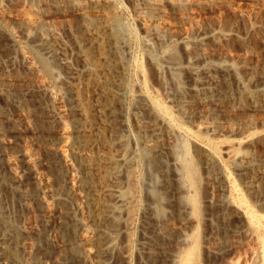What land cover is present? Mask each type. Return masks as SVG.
Segmentation results:
<instances>
[{"label": "rangeland", "instance_id": "1", "mask_svg": "<svg viewBox=\"0 0 264 264\" xmlns=\"http://www.w3.org/2000/svg\"><path fill=\"white\" fill-rule=\"evenodd\" d=\"M112 16L120 25L125 66L118 72L122 87L111 88L116 120L106 124L95 90L101 71L96 57L80 44V28L88 19L103 33ZM40 42L54 51L41 49ZM165 55L175 58L167 60ZM134 93L165 107L175 122V135L172 130L170 137L160 135L158 142L148 135L145 113ZM198 99L202 102L194 116L199 118H186L189 113L180 107L194 106ZM0 112V184L5 187L0 192V215L10 218L20 234L12 237L19 250L15 257L2 258L9 242L0 233V264H65L71 261L69 256L77 264H179L192 244L199 249L194 264L263 263L244 213L225 214L230 212L228 203L236 199V206L264 216V0H0ZM86 115L92 123H86L82 134L99 138L104 151L90 156L96 166L91 181L95 203L100 212L106 208L102 213L89 205L83 189L87 171L76 159L75 125L85 123ZM194 140L220 153L239 141L245 161L225 163L221 153L222 168L213 170L198 158L191 167L196 180L190 186L180 167L188 160L181 145ZM103 143L112 148L105 152ZM144 143L159 144V149L180 147L172 156L160 155L156 167L153 156L142 160ZM178 169L183 178L179 188L174 181ZM222 171L230 177L232 194L220 184ZM114 190L124 199L132 197L128 209L111 203ZM190 197L193 204L187 203Z\"/></svg>", "mask_w": 264, "mask_h": 264}, {"label": "bare ground", "instance_id": "2", "mask_svg": "<svg viewBox=\"0 0 264 264\" xmlns=\"http://www.w3.org/2000/svg\"><path fill=\"white\" fill-rule=\"evenodd\" d=\"M77 2V1H76ZM136 7V6H135ZM139 11V10H138ZM86 19V18H85ZM109 21H108V23H105V24H107V28H106V31H104V32H106L107 33V35H106V38H104L105 37V33L103 34V33H101V29H100V26L97 24V22L95 23L94 21L92 22L91 20L89 21L88 19L87 20H84L83 22H82V28H80L82 31H81V35H80V44H81V46L82 47H84V48H86V50L88 51V54L90 55V56H93V57H96V59H97V61H98V65H99V70L101 71V75H102V78L100 79V81L98 82V83H96L95 85H96V91H97V93H99V98L98 97H96V98H98V100H99V107L101 108V112L102 113H104L103 115H104V118H105V116H106V120H107V123L106 124H108V123H110V124H112V123H114L115 122V120H116V112L114 113L113 111H111L112 110V108L114 107L113 106V103H115L114 101L116 100V98H114L113 97V99H112V95H111V93H112V91H111V88L113 87V86H117V87H122V84H121V77H119V75L121 74H119L118 75V72L120 71V70H122L123 69V66H125L124 65V63H123V61H124V58H123V55H122V53H121V50H120V47H119V34H118V32H119V27H120V25H119V23H118V20H117V18L115 17V16H112L110 19H108ZM33 22V21H32ZM23 23H26V22H23ZM31 23V22H30ZM81 23V22H80ZM27 24H29V23H27ZM81 25V24H80ZM37 26V25H36ZM104 26V25H103ZM106 26V25H105ZM81 27V26H80ZM35 29H37V28H35ZM41 29V28H40ZM103 30V29H102ZM78 31H80V30H78ZM132 31V30H131ZM130 31V32H131ZM133 32V31H132ZM25 33H26V31H25ZM78 33H80V32H78ZM31 34V33H30ZM132 35H134V33L132 34ZM131 35V36H132ZM32 37V36H31ZM130 37V36H129ZM101 38V40H99ZM120 38H121V36H120ZM76 39V38H75ZM77 39H78V37H77ZM76 39V40H77ZM122 39V38H121ZM46 40V39H45ZM76 43V42H75ZM79 43V42H78ZM98 43H102V44H105V46H103V47H97V44ZM100 44H98V46L100 45ZM122 44V43H121ZM120 44V45H121ZM122 46H123V44H122ZM39 47L42 49V48H44L46 51L48 50L49 52L50 51H54V48H53V46H50V44H48V43H45V42H40V44H39ZM80 47V46H79ZM78 47V48H79ZM97 49H98V51H97ZM174 49L175 48H173V49H171L172 50V52H174ZM82 50H83V48H82ZM169 50V49H168ZM88 54H86V55H88ZM169 54V53H168ZM172 54V53H171ZM174 56V55H173ZM173 56L172 57H170V58H173ZM165 57H166V55H165ZM169 57V56H168ZM92 58V57H91ZM167 58V57H166ZM169 58V59H170ZM175 58V57H174ZM173 58V59H174ZM90 59V58H89ZM95 59V58H94ZM168 58H167V60H169ZM172 59V60H173ZM153 60V59H152ZM157 60V59H156ZM180 60V59H179ZM45 62V61H44ZM87 62H90V61H87ZM157 62V61H156ZM91 63V62H90ZM94 63H96L95 61H94ZM155 64V63H154ZM46 65V64H45ZM189 65H190V63H189ZM191 65H192V63H191ZM136 66V65H135ZM140 67H141V65H139ZM155 66V65H154ZM153 66V67H154ZM124 68H126V67H124ZM142 68V67H141ZM215 68V67H214ZM140 69V68H139ZM138 69V70H139ZM153 69V68H152ZM191 69V68H190ZM94 70V69H93ZM124 70V69H123ZM126 70V69H125ZM156 70V69H155ZM190 71V70H189ZM138 72V71H137ZM141 72H143V71H141ZM122 73H123V71H122ZM95 74V73H94ZM97 74V73H96ZM90 75V74H89ZM99 75V74H98ZM142 75V74H141ZM143 75H145V74H143ZM96 76V75H95ZM137 76V75H136ZM176 76H177V74H176ZM93 77V76H92ZM100 77V76H99ZM140 78V77H139ZM138 78V79H139ZM175 78H178V77H175ZM94 80V79H93ZM143 80H145L144 78H143ZM176 80V79H175ZM178 80V79H177ZM191 80V79H190ZM90 81H91V79H90ZM179 81V80H178ZM193 81V80H192ZM195 81V80H194ZM94 82V81H93ZM182 82V81H181ZM86 83V82H85ZM84 83V84H85ZM92 83V82H91ZM91 83H88V85L89 84H91ZM180 83V82H179ZM87 84V83H86ZM93 84V83H92ZM128 85V84H127ZM131 85H132V83H131ZM137 86V85H136ZM135 86V87H136ZM220 86H222V85H219V87ZM225 86V85H224ZM228 86V85H227ZM226 86V87H227ZM223 87V86H222ZM222 87L220 88V89H222ZM194 88V87H193ZM228 88V87H227ZM126 89V88H125ZM132 89H133V86H132ZM140 89V88H139ZM224 89V88H223ZM129 90V89H128ZM196 91V90H195ZM194 91V92H195ZM121 92V91H120ZM134 92V91H133ZM132 90H131V96H132ZM139 92V91H138ZM246 92V91H245ZM130 93V92H129ZM142 93V92H141ZM145 93V92H144ZM188 93V92H187ZM190 93H191V91H190ZM189 93V94H190ZM197 93V92H196ZM216 93V92H215ZM214 93V96L216 95ZM229 93V92H228ZM112 94H114L115 95V92L114 93H112ZM135 94V93H134ZM222 94H224V93H222ZM245 94V93H244ZM135 95H137V97H135V102H137L138 103V105L141 107V109L140 110H142L144 113H145V119H146V124L148 125V127H147V131H148V135L150 136V137H154V140H156L157 138H159V136L161 135L162 137H165V138H168V137H170V132L172 133V130H174V135H175V133L177 132L175 129H174V123H173V117H169V115L170 114H167L166 112L167 111H165L162 107H164V106H160L159 105V103H157L156 101H154V99H152V98H149V97H147V96H145V95H139V94H135ZM139 95V96H138ZM147 95V94H146ZM184 94H182V96H183ZM192 95V94H191ZM225 95V94H224ZM227 95V94H226ZM134 96V95H133ZM179 96V95H178ZM186 96V95H185ZM189 96V95H188ZM196 96V95H195ZM199 96V95H198ZM249 96H250V92H249ZM252 96V95H251ZM130 97V96H129ZM177 97V96H176ZM189 97H191V96H189ZM212 97V96H211ZM221 97V96H220ZM224 97V96H223ZM132 97H130V99H131ZM134 98V97H133ZM186 98V97H185ZM196 98V97H195ZM213 98H216V97H213ZM233 98V97H232ZM245 98V97H244ZM254 98H256V96L254 95ZM112 99V100H111ZM178 99V98H177ZM248 99V98H247ZM250 99H252V100H250L253 104H254V102H255V100H253V97H251ZM186 100V99H185ZM203 100V99H202ZM226 100H227V98H226ZM245 100V99H244ZM134 101V100H133ZM188 101V100H187ZM215 101V100H214ZM247 101V100H246ZM245 101V102H246ZM118 102V101H117ZM184 102V99H183V97H181L180 99H179V103H183ZM194 102V101H193ZM196 102H198V103H196V105H194V106H191V107H185L184 105L182 106V107H180L181 108V110L179 109V111H181V112H185V111H187V112H185V113H189V115L187 116L186 114H183L182 113V116L183 115H186L187 117L186 118H188V119H190L191 117H194V119L197 117V118H199L198 116H194L195 114H196V112H195V110L198 108V106H199V104H201V100L200 99H198ZM204 102H206V101H204ZM237 102H238V100H237ZM189 103H191V102H189ZM207 103V102H206ZM231 103V102H230ZM241 103H242V101H241ZM92 104V103H91ZM184 104H186V103H184ZM193 104H195V103H193ZM228 104V103H227ZM234 104V103H233ZM131 105V104H130ZM191 105V104H190ZM204 105V104H203ZM251 105V104H250ZM257 105V104H256ZM86 106V105H85ZM113 106V107H112ZM202 106V105H201ZM207 106H208V104H207ZM218 106V105H217ZM216 106V107H217ZM226 105H224V107H225ZM239 106H241V104L239 105ZM255 106V105H254ZM78 107V106H77ZM136 107H138V106H136ZM221 107V106H220ZM99 108V109H100ZM165 108V107H164ZM179 108V107H178ZM233 108V107H232ZM256 108V107H255ZM43 109V108H42ZM87 109V108H86ZM114 109V108H113ZM192 109H194V111H190V110H192ZM220 109V108H219ZM238 109V108H237ZM241 109V108H240ZM78 110H79V108H78ZM115 110V109H114ZM204 110V109H203ZM225 110V109H224ZM223 110V111H224ZM230 110V109H229ZM81 111V110H80ZM202 111V110H201ZM206 111H209V109L208 110H206ZM218 111V110H217ZM247 111V110H246ZM83 112V111H82ZM219 112H220V110H219ZM225 112V111H224ZM1 113V112H0ZM41 113V112H40ZM220 113H223V112H220ZM227 113V112H226ZM225 113V114H226ZM2 114V113H1ZM214 114H216V113H214ZM224 114V115H225ZM228 114V113H227ZM226 114V115H227ZM92 115V114H91ZM100 115H102L101 113H100ZM221 115V114H220ZM230 115V114H229ZM84 116V115H83ZM118 116V115H117ZM144 116V115H143ZM215 116V115H214ZM233 116V115H232ZM237 116V115H236ZM210 117H211V115H210ZM225 117V116H224ZM136 118V117H135ZM214 118V117H213ZM92 119V118H91ZM102 119V118H101ZM138 119V118H137ZM228 119V118H227ZM88 119H87V115H86V120H85V123H77L76 125H75V130H76V133H77V136H76V140H75V145H76V150H77V163H78V167H80L81 169H83V171H87V173H86V177H85V179H84V181H83V189L87 192V197L86 198H88V201H89V205H90V207L94 210V212H96L97 213V211H98V209H99V206L100 205H97L96 203H95V200H96V198H95V190H94V188H93V185L91 184L92 182V179H93V177H95V176H93L92 175V173H93V170H95V163H94V161L93 160H91V158H90V156H93V155H91V154H94L95 155V153H101V155H102V153L104 152H101V148H100V144H99V141H97L98 139H97V137H96V139L97 140H91L89 137H87L85 134H82V129L86 126V123L88 124V123H92V122H89V121H87ZM105 120V121H106ZM143 120H144V118H143ZM213 120V119H212ZM216 120V119H215ZM215 120H213V121H215ZM229 120V119H228ZM243 120V119H242ZM136 122H137V120H136ZM145 123V122H144ZM249 124V123H248ZM117 125V123L115 124V126ZM140 125V124H139ZM141 126V125H140ZM108 127V126H107ZM176 127H177V125H176ZM180 127V126H179ZM43 128V127H42ZM115 128V127H114ZM182 128V127H181ZM180 128V129H181ZM74 129V128H73ZM94 128H92L91 130H93ZM144 129V128H143ZM179 129V128H178ZM179 129V130H180ZM185 129V128H184ZM184 129H182V130H184ZM40 130V129H39ZM178 130V131H179ZM201 130V129H200ZM206 130V129H205ZM87 131V130H86ZM95 131V130H94ZM93 131V132H94ZM107 131H109V130H107ZM142 131V130H141ZM176 131V132H175ZM40 132V131H39ZM81 132V133H80ZM98 132V131H97ZM113 132H116V131H113ZM106 133V132H105ZM110 133V132H109ZM119 133V132H118ZM189 133V132H188ZM47 134V133H46ZM93 133H91V135H92ZM116 134V133H115ZM181 134V133H180ZM185 134V133H184ZM191 135H192V133H190ZM189 134V135H190ZM88 135V134H87ZM90 135V134H89ZM105 135V134H104ZM109 135V134H108ZM116 135H118V134H116ZM147 135V136H148ZM96 136V135H95ZM115 136V135H114ZM161 136H160V139H161ZM186 136V135H185ZM193 136V135H192ZM45 137V136H44ZM99 137V136H98ZM102 137V136H101ZM110 137V136H109ZM113 137V136H112ZM194 137V139L196 138L195 137V135L193 136ZM93 138H94V136H93ZM140 138V137H139ZM192 138V137H191ZM47 139V138H46ZM105 139V138H104ZM107 139V138H106ZM160 139H158V140H160ZM186 139V138H185ZM197 139V138H196ZM198 139H201V138H198ZM250 139V138H249ZM42 139H40V141H41ZM43 140H44V138H43ZM50 140V139H49ZM52 140V139H51ZM50 140V141H51ZM108 140V139H107ZM109 140H110V138H109ZM119 140V139H118ZM142 140V139H141ZM140 140V141H141ZM106 141V140H105ZM115 141V140H114ZM120 142H121V140H119ZM139 141V142H140ZM157 141V140H156ZM197 141V140H196ZM45 142V141H44ZM73 142V141H72ZM151 142V141H150ZM153 142V141H152ZM158 142V141H157ZM156 142V143H157ZM187 142V141H186ZM201 142L202 141H200V144H201ZM209 142V141H208ZM73 143V144H74ZM116 143H117V141H116ZM153 143H155V142H153ZM223 143V142H222ZM245 143V142H244ZM104 144V143H103ZM174 144H176V143H174ZM200 144L199 143H197V142H195V140L194 141H190V142H187V143H182V145H181V147L184 149V153L187 155V157H188V160H186V159H184V157H185V154H184V157H183V159H184V161L182 162V165L180 166V167H182V170H183V172H184V176H185V179H186V182H188V184L191 186L193 183H194V180H196L195 178H196V174H195V172H194V170H192V168L191 167H193L192 165L194 164V161L196 162V161H198V158H200L201 160H203V162L206 164V166H208V167H210V168H214V167H216V166H218V167H221L222 168V163H221V153L219 152V150L217 149V148H207V147H202V146H200ZM224 144H225V142H224ZM116 145V144H115ZM144 146H143V161H145L144 160V158L145 157H150V156H153L154 157V162H153V165L154 166H158V161L160 160L159 159V157H160V155H163V154H170L171 156L172 155H174V153H175V149L177 148V147H180V144H179V146L177 145V147L175 148V147H167V148H163L162 147V149H159V144H158V146H154V145H152V146H149L150 145V143H148V145L146 144L145 145V143L143 144ZM169 145H171V144H169ZM246 145V144H245ZM117 146V145H116ZM167 146V145H166ZM212 146V145H211ZM220 146V145H219ZM221 147V146H220ZM75 148V147H74ZM103 148H104V150H105V152L107 151V150H110L111 148H112V145L111 144H109V143H106V144H104V146H103ZM181 148V149H182ZM223 148V147H222ZM243 148V145H242V143H240L239 141L237 142L236 141V143H234L233 145H228L227 147H224L223 149H224V152L222 153V156H224L226 159V162L225 163H231V164H239V163H242V162H244L245 161V158H243V156L241 155V149ZM114 149V148H113ZM113 152H115L114 150H112ZM47 152H49V151H47ZM75 152V151H74ZM177 152H178V150H177ZM180 152V151H179ZM141 153V152H140ZM50 154V153H49ZM73 154V153H72ZM53 155V154H52ZM106 154H104V156H105ZM142 155V154H141ZM47 156H48V154H47ZM74 156V155H73ZM138 156V155H137ZM136 156V157H137ZM49 157H50V155H49ZM101 157V156H100ZM170 157V156H169ZM182 157H181V159H182ZM95 158V157H94ZM119 158H120V156H119ZM160 158H163L162 156L160 157ZM98 159V158H97ZM101 159V158H100ZM108 159H110L109 157H108ZM140 158H138V160H139ZM224 159V158H223ZM114 160V162H115V158L113 159ZM125 160V159H124ZM162 160V159H161ZM172 160V159H171ZM50 161V160H49ZM107 162V161H106ZM113 162V161H112ZM113 162V163H114ZM119 162V161H118ZM162 162V161H161ZM76 163V164H77ZM100 163H102V161L100 162ZM105 163V162H104ZM116 163V162H115ZM145 163V162H144ZM176 163V162H175ZM178 163V162H177ZM203 163V164H204ZM224 163V162H223ZM246 163V162H245ZM103 164V163H102ZM101 164V165H102ZM108 164V163H107ZM117 164V163H116ZM123 164V163H122ZM121 164V165H122ZM49 165V164H48ZM53 165V164H52ZM120 165V164H119ZM151 165V164H150ZM198 165V164H197ZM228 165V164H227ZM241 165V164H240ZM248 165V164H247ZM251 165V164H250ZM115 167L117 166V165H114ZM172 166H174L173 164H172ZM178 166V165H177ZM176 166V167H177ZM229 166V165H228ZM243 165H241V167H242ZM252 166V165H251ZM254 166V165H253ZM55 167V166H54ZM175 167V168H176ZM179 167V166H178ZM245 167V166H244ZM247 167V166H246ZM1 168V167H0ZM99 168V167H98ZM118 168V167H117ZM173 168V167H172ZM227 168V167H226ZM226 168H223V170L224 169H226ZM243 168V167H242ZM102 169V168H101ZM156 169V168H155ZM158 169H160V167L159 168H157V171H158ZM174 169V168H173ZM194 169V168H193ZM197 169H198V166H197ZM209 169V168H208ZM211 169V170H212ZM220 169V168H219ZM254 170H255V168H253ZM49 170H50V167H49ZM103 170V169H102ZM162 170H163V168H161V170L159 171V172H162ZM213 170H215V169H213ZM216 170H217V168H216ZM220 170H222V169H220ZM227 170V169H226ZM52 171V170H51ZM99 171H101V170H99ZM98 171V172H99ZM198 171V170H197ZM209 171V170H208ZM218 171V170H217ZM225 171V170H224ZM224 171H222V174L220 175L221 177L219 178V181H220V184H222V185H224V187L228 190L227 192H229L228 194H232V192H234L235 191V189H233V185H231V183H230V180H229V178H228V176L226 175L227 173H225ZM247 171H248V168H247ZM57 172V171H56ZM178 172H180L179 171V169H178V171L176 172L175 171V173L176 174H179V175H176L175 176V173H174V181H175V178H176V184H177V186H178V188H179V185L181 184V180H183V178L180 180V173H178ZM239 172V171H238ZM61 173V172H60ZM84 174H85V172H83ZM100 173V172H99ZM52 174V173H51ZM58 174V173H57ZM56 174V175H57ZM134 174V173H133ZM35 175V174H34ZM94 175H95V172H94ZM97 175V174H96ZM183 175V174H182ZM83 176H85V175H83ZM99 176V175H98ZM198 176V175H197ZM59 177V176H58ZM105 177V176H104ZM173 177V176H172ZM63 178V177H62ZM99 178H101V177H99ZM247 178V177H246ZM57 179V178H56ZM56 179H54V181L56 180ZM103 179V178H102ZM24 180V179H23ZM53 181V182H54ZM95 181V180H94ZM104 181V180H103ZM1 182H2V180H1ZM58 182V181H57ZM55 183V182H54ZM61 183H62V181H61ZM61 183H59V184H61ZM197 183V182H196ZM195 183V184H196ZM81 184V183H80ZM186 184V183H185ZM184 184V185H185ZM199 184V183H198ZM14 185V184H13ZM53 186H54V184H52ZM197 185V184H196ZM196 185H195V187H196ZM15 186V185H14ZM60 186V185H59ZM118 186V185H117ZM186 186H188V185H186ZM185 186V187H186ZM235 186V185H234ZM16 187V186H15ZM56 187V186H55ZM114 187V186H113ZM182 187H184V186H182ZM198 187H199V185H198ZM197 187V188H198ZM2 188H5L4 187V184L3 183H1L0 184V192L3 190ZM106 188V187H105ZM108 188V187H107ZM131 188V187H130ZM169 188V187H168ZM181 188V187H180ZM16 189V188H15ZM63 189V188H62ZM113 189V188H112ZM10 190V189H9ZM99 189H97V191H98ZM133 190V189H132ZM174 190V189H173ZM178 190V189H177ZM237 190V189H236ZM18 191V190H17ZM16 191V192H17ZM96 191V192H97ZM134 191V190H133ZM181 191V190H180ZM3 192V191H2ZM10 192V191H9ZM14 192V191H13ZM99 192V191H98ZM97 192V193H98ZM129 192H130V190H129ZM174 192V191H173ZM184 192V191H183ZM186 192V191H185ZM12 193V192H11ZM11 193H9V195L11 194ZM23 193H25V192H23ZM103 193V192H102ZM112 195L114 196V198L112 197V199H111V201L112 200H114V204L116 205V207L118 206L119 208H121V209H128L127 207H128V205H129V200L132 198L130 195H132V194H130L129 196L131 197V198H129V197H127V198H122V197H120V195H119V191H117V190H114V191H112ZM13 194V193H12ZM121 194V193H120ZM123 194V193H122ZM187 194V193H186ZM236 194V193H235ZM264 194V193H263ZM7 193H6V195L5 196H9ZM99 195V194H98ZM104 195V194H103ZM107 195V194H106ZM134 195V194H133ZM176 195V194H175ZM194 194H192V196H193ZM196 195H198V194H196ZM100 196V195H99ZM98 196V198H100ZM173 196H174V194H173ZM187 196H188V194H187ZM191 196V197H192ZM240 196V195H239ZM105 197V196H104ZM188 198L187 199V203L188 204H193L194 202H195V200L193 199V198ZM110 198V197H109ZM172 198V197H171ZM183 198H185L184 196H183ZM183 198H179V199H183ZM234 198V197H233ZM236 198H238V197H236ZM101 199V198H100ZM99 199V200H100ZM105 199V198H104ZM134 199V198H133ZM239 199H240V197H239ZM242 199V198H241ZM240 199V200H241ZM184 200H186V198L184 199ZM184 200H182V201H184ZM231 200H232V198H231ZM234 200L236 201V199H233V202H234ZM133 201V200H132ZM229 201V200H228ZM243 201V200H242ZM41 202V201H40ZM97 202V201H96ZM103 202V201H102ZM109 202V201H108ZM181 202V201H180ZM233 202H229L228 203V210L230 211V212H227L228 214H225V217H231L232 215L234 216V215H236L237 213H239V212H242V213H244V220H246V224L248 225V234H249V237H250V239H253L256 243H257V246H259L260 247V256H261V258H262V261H261V263L262 264H264V216H261V217H259V216H257V215H259V214H254V213H252V212H250L248 209H246V208H244V205L243 206H236L235 205V203H233ZM112 204H113V201L111 202ZM131 203V202H130ZM182 203V202H181ZM198 203V202H197ZM239 203H240V201H239ZM56 204V203H55ZM99 204V203H98ZM59 205V204H58ZM104 205V204H103ZM197 205V204H196ZM196 205L195 206H193L194 208H196ZM47 206V205H46ZM102 206V205H101ZM106 206H107V202H106ZM109 206V205H108ZM131 206V205H130ZM115 207V206H114ZM187 207V206H186ZM191 207V206H190ZM245 207H246V205H245ZM101 208H104V212H105V207H101ZM193 208V209H194ZM2 209V208H1ZM0 209V210H1ZM113 208H111V210H112ZM120 209V210H121ZM184 209H185V207H184ZM187 209V208H186ZM92 210V211H93ZM108 210V209H107ZM177 210V209H176ZM196 210V209H195ZM199 210V209H198ZM102 211V212H103ZM122 211V210H121ZM127 211V210H126ZM132 211V210H131ZM190 211H191V209H190ZM194 211V210H193ZM192 211V212H193ZM251 211H252V209H251ZM63 212V211H62ZM90 212V211H89ZM102 212H100V211H98V213H102ZM108 211H106V213H107ZM110 212V211H109ZM130 212V211H129ZM189 212V211H188ZM196 212V211H195ZM199 212V211H198ZM91 213V212H90ZM118 213V212H117ZM116 213V214H117ZM123 213H125V216H126V213L127 212H123ZM122 213V215H124ZM131 213V212H130ZM95 214V213H94ZM108 214H110V213H108ZM107 214V215H108ZM116 214H114V215H116ZM188 214V213H187ZM195 214V213H194ZM197 214V213H196ZM240 214V213H239ZM1 215H3V213L1 214ZM0 215V216H1ZM63 215V214H62ZM90 215V214H89ZM100 214H98V216H99ZM113 215V216H114ZM128 215V214H127ZM191 215V214H190ZM7 216V215H6ZM91 216V215H90ZM104 216V215H103ZM117 216V215H116ZM161 215H159L158 217H160ZM243 216V215H242ZM101 217H102V215H101ZM127 217V216H126ZM163 216H161V218H162ZM188 217V216H187ZM191 217H192V215H191ZM193 217H195V216H193ZM192 217V218H193ZM199 216H197V218H198ZM64 218V217H63ZM106 218V217H105ZM113 218H115V216L113 217ZM118 218V217H117ZM197 218H194V219H196V221H197ZM70 219V218H69ZM94 219V218H93ZM92 219V220H93ZM96 219V218H95ZM116 219V218H115ZM160 219V218H159ZM68 220V219H67ZM71 220V219H70ZM114 220V219H113ZM162 220H163V218H162ZM166 220V219H165ZM164 220V221H165ZM232 220V219H231ZM230 220V221H231ZM74 221V220H73ZM103 221V220H102ZM227 221V220H226ZM69 222V221H68ZM72 222V221H71ZM117 222V221H116ZM119 222V221H118ZM199 222V221H198ZM76 223V222H75ZM165 223V222H164ZM167 223V222H166ZM197 223V222H196ZM62 224H64V222H62ZM69 224V223H68ZM72 224H74V223H72ZM95 224V223H94ZM98 224V223H97ZM99 224H101L102 225V223H100L99 222ZM127 224V223H126ZM162 224V223H161ZM245 224V225H246ZM165 225V224H164ZM59 226H60V224H59ZM76 226V225H75ZM105 226H107V224H105ZM105 226L103 227V228H105ZM166 226V225H165ZM164 226V227H165ZM15 227H16V225L14 224V222H12L11 221V219L9 218H7V217H2L1 216V219H0V233H1V237L2 238H6L7 240H8V242L9 243H7V245L9 244V246H7L9 249H6V250H4L3 252H2V248H1V252H2V255H3V257L2 258H4V256H7V255H9V257H10V255H13L14 257H15V252H16V250H17V246H16V244L14 243V239L12 238L13 237V235H14V233L16 232V230H15ZM66 227H67V225H66ZM70 227V226H69ZM163 227V226H162ZM59 228V227H58ZM98 228V227H97ZM166 228V227H165ZM63 230V229H62ZM96 230V229H95ZM100 230V229H99ZM246 231V232H247ZM20 232V231H19ZM97 232H98V229H97ZM17 234H18V232H16ZM64 233V232H63ZM195 234V233H194ZM18 235H20V234H18ZM17 235V236H18ZM14 236H16V234L14 235ZM97 237V236H96ZM15 238V237H14ZM98 238V237H97ZM197 238V237H196ZM13 239V240H12ZM20 239V238H19ZM63 239V238H62ZM95 239V238H94ZM195 239V238H194ZM192 240V236H191V239H189V240H187V241H191ZM62 241V240H61ZM66 241V240H65ZM98 241V240H97ZM96 241V242H97ZM129 241V240H128ZM4 242H6V241H4ZM16 242V241H15ZM64 242V241H63ZM74 242V241H73ZM92 242H93V240H92ZM95 242V243H96ZM67 243V242H66ZM75 243V242H74ZM195 243H196V241H195ZM254 243V242H253ZM255 243V244H256ZM189 244H190V242H189ZM192 244V243H191ZM64 244H62V246H63ZM6 246V245H5ZM18 246H19V243H18ZM65 246H67V245H65ZM71 246H73V245H71ZM75 246V245H74ZM77 246V245H76ZM253 246V245H252ZM256 246V245H255ZM4 247V246H3ZM37 247V246H36ZM96 247H98V246H96ZM6 248V247H5ZM20 248V247H19ZM18 248V249H19ZM62 248V247H61ZM67 248V247H66ZM65 247L63 248V249H66ZM69 248H71L70 246H69ZM69 248H67V249H69ZM78 248H79V246H78ZM197 246H196V244H192V246L190 247V248H188V249H186L185 250V252H183V255H181V256H183L182 258H181V262L179 263V264H194L193 263V261H195L196 260V258H197V252H198V250H197ZM255 249H257V248H255ZM76 250V249H75ZM203 250V249H202ZM247 250V249H246ZM17 251H19V250H17ZM204 252V251H203ZM67 253V252H66ZM181 254V253H180ZM76 255V254H75ZM150 255V254H149ZM72 256V255H71ZM77 257L78 256H80L79 254L78 255H76ZM17 257V256H16ZM258 257V256H257ZM7 258V257H6ZM13 257H11L10 259H12ZM19 258V257H18ZM174 258V257H173ZM179 258V257H178ZM256 258V257H255ZM14 259V261H15V258H13ZM69 259L71 260L70 262H67V263H65V264H77V263H79V262H76L75 261V257L74 258H72V257H70L69 256ZM78 259H79V257H78ZM5 260V259H4ZM8 260V259H7ZM6 260V261H7ZM60 260V259H59ZM63 260V259H62ZM66 260V259H65ZM11 261V260H10ZM178 261V260H177ZM17 262H19V261H16V264H19V263H17ZM64 262V261H63ZM179 262V261H178ZM177 263V262H176ZM11 264V263H10ZM55 264H56V262H55Z\"/></svg>", "mask_w": 264, "mask_h": 264}]
</instances>
